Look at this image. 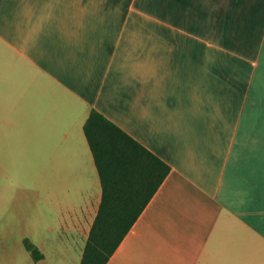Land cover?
Listing matches in <instances>:
<instances>
[{
    "label": "crops",
    "instance_id": "1",
    "mask_svg": "<svg viewBox=\"0 0 264 264\" xmlns=\"http://www.w3.org/2000/svg\"><path fill=\"white\" fill-rule=\"evenodd\" d=\"M92 110L170 168L106 264H264V0H0V264H80Z\"/></svg>",
    "mask_w": 264,
    "mask_h": 264
},
{
    "label": "trees",
    "instance_id": "2",
    "mask_svg": "<svg viewBox=\"0 0 264 264\" xmlns=\"http://www.w3.org/2000/svg\"><path fill=\"white\" fill-rule=\"evenodd\" d=\"M84 133L103 195L80 264H106L170 168L95 110ZM23 243L34 261L43 258L28 239Z\"/></svg>",
    "mask_w": 264,
    "mask_h": 264
},
{
    "label": "rangeland",
    "instance_id": "3",
    "mask_svg": "<svg viewBox=\"0 0 264 264\" xmlns=\"http://www.w3.org/2000/svg\"><path fill=\"white\" fill-rule=\"evenodd\" d=\"M0 195H10L12 207L16 206V195L25 197L30 193V173L27 168H0ZM25 203V198L23 205ZM0 218V229L3 226Z\"/></svg>",
    "mask_w": 264,
    "mask_h": 264
}]
</instances>
